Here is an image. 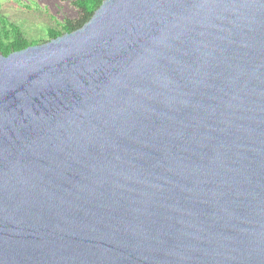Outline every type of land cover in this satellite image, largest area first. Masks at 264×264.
Instances as JSON below:
<instances>
[{
	"label": "water",
	"instance_id": "obj_1",
	"mask_svg": "<svg viewBox=\"0 0 264 264\" xmlns=\"http://www.w3.org/2000/svg\"><path fill=\"white\" fill-rule=\"evenodd\" d=\"M0 264H264V0H103L0 53Z\"/></svg>",
	"mask_w": 264,
	"mask_h": 264
},
{
	"label": "rangeland",
	"instance_id": "obj_2",
	"mask_svg": "<svg viewBox=\"0 0 264 264\" xmlns=\"http://www.w3.org/2000/svg\"><path fill=\"white\" fill-rule=\"evenodd\" d=\"M1 13L20 26L24 35L34 41L46 40L57 21L79 16L72 0H0Z\"/></svg>",
	"mask_w": 264,
	"mask_h": 264
},
{
	"label": "trees",
	"instance_id": "obj_3",
	"mask_svg": "<svg viewBox=\"0 0 264 264\" xmlns=\"http://www.w3.org/2000/svg\"><path fill=\"white\" fill-rule=\"evenodd\" d=\"M103 0H72L73 5L79 10V16L72 19L58 21L56 27L49 29L48 38L38 41L28 39L20 26L6 19L0 10V53H8L27 47L28 45L43 43L65 32L81 27L92 16Z\"/></svg>",
	"mask_w": 264,
	"mask_h": 264
},
{
	"label": "flooded vegetation",
	"instance_id": "obj_4",
	"mask_svg": "<svg viewBox=\"0 0 264 264\" xmlns=\"http://www.w3.org/2000/svg\"><path fill=\"white\" fill-rule=\"evenodd\" d=\"M58 24V21H57V23H56V25Z\"/></svg>",
	"mask_w": 264,
	"mask_h": 264
}]
</instances>
